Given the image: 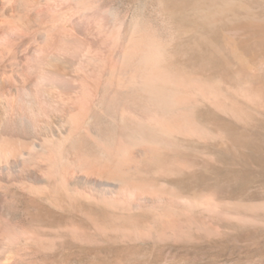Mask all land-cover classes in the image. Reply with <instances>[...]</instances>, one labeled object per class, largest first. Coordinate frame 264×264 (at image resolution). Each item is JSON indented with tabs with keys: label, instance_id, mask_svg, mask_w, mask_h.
I'll list each match as a JSON object with an SVG mask.
<instances>
[{
	"label": "bare ground",
	"instance_id": "obj_1",
	"mask_svg": "<svg viewBox=\"0 0 264 264\" xmlns=\"http://www.w3.org/2000/svg\"><path fill=\"white\" fill-rule=\"evenodd\" d=\"M160 32L118 0H0V264L31 254L17 246L30 233L11 221L14 196L168 208L135 178L164 171L178 135L203 129L196 102H218Z\"/></svg>",
	"mask_w": 264,
	"mask_h": 264
},
{
	"label": "rangeland",
	"instance_id": "obj_2",
	"mask_svg": "<svg viewBox=\"0 0 264 264\" xmlns=\"http://www.w3.org/2000/svg\"><path fill=\"white\" fill-rule=\"evenodd\" d=\"M118 6L151 21L168 56L217 86L218 105L196 102L203 129L178 135L164 171L136 176L165 197L164 211L14 196L11 221L30 233L17 245L31 252L25 264H264V0Z\"/></svg>",
	"mask_w": 264,
	"mask_h": 264
}]
</instances>
